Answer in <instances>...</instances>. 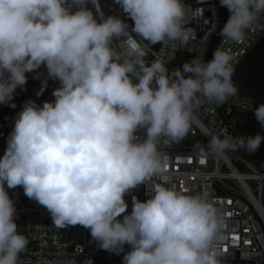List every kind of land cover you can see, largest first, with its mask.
Wrapping results in <instances>:
<instances>
[{
    "label": "clouds",
    "instance_id": "clouds-1",
    "mask_svg": "<svg viewBox=\"0 0 264 264\" xmlns=\"http://www.w3.org/2000/svg\"><path fill=\"white\" fill-rule=\"evenodd\" d=\"M87 3L0 0V104H8L26 73L41 65L60 84L54 101L24 104L0 157V264H22L29 245L17 230L5 184L23 187L58 229L80 225L101 249L117 255L130 245L122 264H221V210L207 194L178 190L161 146L190 133L202 100L219 106L236 96L234 57L218 49L208 62L195 58L169 72L174 48L169 59L147 64L148 45L173 41L187 47L195 39L186 26L188 11L193 19L202 10L193 11L184 0H116L134 22L129 30L115 16L101 15L98 22ZM220 4L230 13L220 34L234 42L264 13V0ZM254 114L264 128V103ZM203 134L210 137L201 147L204 156L254 153L264 140L259 133ZM141 184H150V198L133 197L125 214V194Z\"/></svg>",
    "mask_w": 264,
    "mask_h": 264
},
{
    "label": "built area",
    "instance_id": "built-area-1",
    "mask_svg": "<svg viewBox=\"0 0 264 264\" xmlns=\"http://www.w3.org/2000/svg\"><path fill=\"white\" fill-rule=\"evenodd\" d=\"M184 3L193 11L202 10V14L193 19L189 10L186 17L190 21L186 26L194 30L195 39L187 47L173 41L166 45H148L145 56L147 64L154 59H169L174 48L178 49L166 63L169 72L182 69L184 63L195 58L204 61L208 46L223 25L219 2L184 0ZM85 6L93 12L98 22L102 15L104 18H120L128 24L129 30L134 24L116 0H96L95 5L89 0ZM224 8L228 20L230 13ZM132 35L139 39L137 34ZM262 38L264 13L260 14L242 41L234 42L221 35L211 55L218 49L229 52L234 57L235 69ZM26 76L25 85L15 90L13 99L8 104H0V157L4 155L7 139L24 104L32 101L42 106L45 101L52 102L55 99L53 90L60 86L58 80L48 76L45 65L26 73ZM255 107L250 99L237 96L229 97L219 106L202 100L194 109L195 119L190 133L171 147L161 146L168 154V174L178 190L190 195L207 194L221 210L224 218L221 239L218 241L221 264H264V173L252 164L255 152L239 149L227 152L222 157L204 156L201 147L207 144L210 137L203 132L207 130L212 134H230L234 137L248 136L249 133L261 135L262 127L255 118ZM136 135L143 139L145 130L139 129ZM152 182H155V178ZM248 182L254 184L252 189ZM5 189L14 201L17 230L29 240L27 249L20 257L22 264H122L123 256L131 250L127 244L119 255L103 250L92 239L89 229L80 225L58 229L48 210L28 198L23 187L8 189L5 184ZM150 191V184H141L126 193L124 199L128 207L125 214L132 211L133 197L143 202L150 198ZM122 216L118 219H122Z\"/></svg>",
    "mask_w": 264,
    "mask_h": 264
},
{
    "label": "water",
    "instance_id": "water-1",
    "mask_svg": "<svg viewBox=\"0 0 264 264\" xmlns=\"http://www.w3.org/2000/svg\"><path fill=\"white\" fill-rule=\"evenodd\" d=\"M218 2L221 8L224 25L227 22V14L225 8L221 6L220 0H218ZM221 29L208 46L204 62H208L212 59V50L221 37ZM232 82L237 88V97L250 99L255 106L264 103V38L260 39L253 46L246 58L234 69ZM261 135L264 136V128H262ZM252 164L257 170L264 173V140H262L259 148L255 151Z\"/></svg>",
    "mask_w": 264,
    "mask_h": 264
},
{
    "label": "rangeland",
    "instance_id": "rangeland-1",
    "mask_svg": "<svg viewBox=\"0 0 264 264\" xmlns=\"http://www.w3.org/2000/svg\"><path fill=\"white\" fill-rule=\"evenodd\" d=\"M248 136H254V134L249 133ZM248 185L251 189L254 187V184L252 182H248Z\"/></svg>",
    "mask_w": 264,
    "mask_h": 264
}]
</instances>
